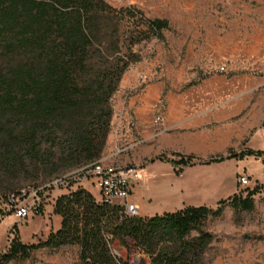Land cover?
I'll list each match as a JSON object with an SVG mask.
<instances>
[{"label":"trees","instance_id":"trees-1","mask_svg":"<svg viewBox=\"0 0 264 264\" xmlns=\"http://www.w3.org/2000/svg\"><path fill=\"white\" fill-rule=\"evenodd\" d=\"M113 12L144 19L145 27L136 25L128 34L130 44L154 35L164 39L170 27L166 17L148 18L135 5L116 8L106 0H0V197L10 191L6 204L0 199V210H7L10 195L22 188L11 191L12 173L29 164L80 167L103 155L114 116L111 98L131 62L140 58L131 48L120 56L104 48V21ZM95 46L113 56L98 73L90 63ZM263 153L230 148L208 159L167 158L178 166ZM155 158L166 156L150 160ZM256 191L257 186L246 195L235 192L216 208L187 205L130 215L120 202L98 199L78 185L55 199L61 226L38 242L10 237L0 248V264L28 257L34 248L66 244L78 245V264H129L112 251L113 240L122 247L133 241L155 264H206L204 255L215 238L205 228L207 217L220 215L227 201L237 210L254 208ZM194 229L198 233L191 235Z\"/></svg>","mask_w":264,"mask_h":264},{"label":"rangeland","instance_id":"rangeland-1","mask_svg":"<svg viewBox=\"0 0 264 264\" xmlns=\"http://www.w3.org/2000/svg\"><path fill=\"white\" fill-rule=\"evenodd\" d=\"M106 1L116 8L135 5L145 17L170 20V27L164 29V39L154 35L130 44L128 34L136 25L145 27L144 19L140 15L124 17L117 12L105 18L104 48L117 56L131 48L140 57L131 62L113 93L114 114L124 109L123 104L130 96L142 95L155 85L161 86L162 92L156 98L154 108L157 114H162L169 106L185 103L193 107L200 102L194 97V87L206 76H251L264 80V0ZM91 55L90 63L94 64L96 73L113 62V56L103 55L98 46L92 49ZM262 87L259 85L247 111L253 109ZM222 102L217 99L218 104ZM118 125L112 119L115 133L120 129ZM132 132H135L134 127ZM257 158L260 159L257 161L261 163L260 170L250 176L249 184H239L237 191L246 195L248 189L257 186L253 194L254 208L237 210L227 201L220 215L210 214L205 221V228L215 233L204 255L206 264H264V159ZM148 160L144 158L138 163L132 161V164L141 167ZM80 167L62 169L59 165L29 164L9 176L11 191L28 185H46ZM80 176L83 173L79 171L72 175L68 187L51 186L40 213L21 218L13 211L8 212L0 220V248L5 249L12 236L28 240L56 229L60 215L54 210L55 195L63 189L77 187L79 181L91 180V175L82 179ZM9 192H3L4 198L0 197L5 204V194ZM115 201L120 202L119 199ZM214 207H218V203ZM9 224H12L10 228ZM197 233L194 229L191 235ZM118 255L127 259L129 264H155L149 254L133 241L127 247H121ZM78 256L76 244L59 248L41 246L32 249L28 257L17 256L2 264H78Z\"/></svg>","mask_w":264,"mask_h":264},{"label":"crops","instance_id":"crops-1","mask_svg":"<svg viewBox=\"0 0 264 264\" xmlns=\"http://www.w3.org/2000/svg\"><path fill=\"white\" fill-rule=\"evenodd\" d=\"M219 84L223 86H217ZM259 85L264 86V80L257 77L206 76L194 87V97L200 102L193 107L185 103L169 106L162 114H157L154 108L162 92L159 85L126 100L124 109L113 118L120 129L115 133L113 127L100 158L109 165L138 163L149 158L144 166H139L141 178L132 185L130 195V200L140 206L141 215L163 213L187 205L214 206L221 198L238 191L240 174L251 176L260 170L257 157L263 158L256 154L178 166L168 159L191 154L208 159L226 155L230 148L264 150V87L257 93L253 109L246 110ZM217 99L223 102L218 104ZM160 154L166 158L150 160ZM178 167H181L179 171ZM93 182L91 177L90 181L77 182V186H85L101 199L100 188ZM67 191L69 189L59 191L54 203L59 194ZM59 215L60 224L56 229L62 223V215ZM11 226L9 224L8 228ZM51 231L21 240L38 242Z\"/></svg>","mask_w":264,"mask_h":264},{"label":"built area","instance_id":"built-area-1","mask_svg":"<svg viewBox=\"0 0 264 264\" xmlns=\"http://www.w3.org/2000/svg\"><path fill=\"white\" fill-rule=\"evenodd\" d=\"M157 119L160 120L161 116H158ZM261 156L264 159V153ZM78 171L83 173V176L79 177L80 179L87 177V175L94 178L100 188L101 199L110 202L119 199L126 213L130 215L140 214V206L130 200L132 185L141 178L139 167L135 164L109 165L99 158L81 166L76 171L54 178L46 185L22 187L17 193L10 195L7 210H0V220L11 211L21 218L42 212L49 188L51 186L68 187L69 178ZM239 182L241 185L249 184L250 176L247 173L240 174ZM121 247L117 240L111 242V248L115 254L120 253Z\"/></svg>","mask_w":264,"mask_h":264}]
</instances>
